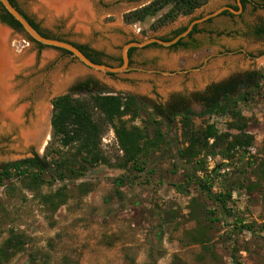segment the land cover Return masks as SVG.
Wrapping results in <instances>:
<instances>
[{
  "label": "rangeland",
  "instance_id": "374dc122",
  "mask_svg": "<svg viewBox=\"0 0 264 264\" xmlns=\"http://www.w3.org/2000/svg\"><path fill=\"white\" fill-rule=\"evenodd\" d=\"M13 1L44 34L87 47L101 54V62L111 67L118 66L121 50L128 43L153 38L169 41L175 31L192 21L224 7H237V0H209L192 15L151 31L150 26L168 8L142 24L124 25L122 16L153 0H85L88 10L80 19L71 11L48 14L36 0ZM253 3L263 5L264 0H248L241 15L228 12L199 24L198 31L209 35H194L195 49L183 53L159 45L135 49L129 59L130 71L113 76L87 69L59 50L41 49L1 26L8 33L10 53L30 63L19 67L11 82L17 99L12 111H21L19 126H9L0 114V166L35 156L37 146L20 138V132L35 122L45 136L36 151L39 158L46 150H59L51 138V101L72 94L80 83H93L97 89L91 87L75 96L135 97L144 106L136 120L123 119L126 127H138L152 142L157 133L162 135L139 160L140 172L131 165L122 167V153L108 127L101 139L105 163L87 167L77 178L59 181L46 176V183L35 191L16 178L0 179V245L10 232L22 234L26 240L24 252L8 264H232L233 252L241 264H264V233L260 231L264 189L249 192L242 185L254 182V168L249 166L263 157L264 145V35H254L255 28L264 26V9H252ZM171 27V33H163ZM251 77L256 81L246 85ZM231 79L244 86L233 99L238 101L236 109L246 121L254 145L243 155L236 152L231 161L208 159L205 171L197 173L195 165L178 158L183 148L180 117L167 124L153 107H167L181 99L191 110L196 128L213 125L220 133L229 132L228 116L208 115L200 99L207 97L209 88ZM225 178L231 180L223 181ZM197 179L205 180L214 194L233 189L227 204L232 219L208 223V212L215 206ZM55 193L65 197L52 213L41 196ZM238 220L254 225L255 234L235 235L231 227Z\"/></svg>",
  "mask_w": 264,
  "mask_h": 264
},
{
  "label": "trees",
  "instance_id": "16d2710c",
  "mask_svg": "<svg viewBox=\"0 0 264 264\" xmlns=\"http://www.w3.org/2000/svg\"><path fill=\"white\" fill-rule=\"evenodd\" d=\"M22 15H24L15 5L13 0H8ZM209 0H153L151 3L134 11H130L122 16L124 25L142 24L146 19L155 18L160 12L167 11L157 18L150 26L151 31H157L174 21L179 17H187L195 11L207 5ZM244 4V2H242ZM264 9V6H263ZM223 12L221 15H227ZM26 17V15H24ZM29 24L36 29L43 37L60 40L49 37L39 30L38 26L26 17ZM0 22L14 32L22 34L20 25L8 15L0 6ZM195 26L188 34L186 39H190L195 34L200 33ZM186 27L173 33V38L184 32ZM254 35H264V26L254 29ZM172 38V39H173ZM27 41L39 48H44L32 40ZM168 41V40H166ZM91 62L103 64L100 60L101 54L89 50L87 47L76 46ZM191 46L180 40L170 49H188ZM135 49L129 50V58ZM61 51V50H59ZM67 55V52L61 51ZM70 56V55H69ZM121 64V59H119ZM113 76V75H108ZM89 84H78L74 87L72 94H66L56 97L51 101L52 115L50 119L51 138L59 145L57 151H45L42 158L34 156L33 158L17 161L0 166V179L10 181L13 178L18 179L30 191L38 190L46 181V176L54 177L55 180L64 181L67 178H77L88 167L105 163L101 151V139L105 130L112 128L119 151L122 153L123 165H131L136 171H141L138 167L139 160L146 155L149 149L161 141L162 135L157 133L156 142L149 141L148 138L138 127L127 128L123 119L128 117L131 121L139 118V113L143 103L131 95L122 94H97L88 96H75L86 92ZM92 85V84H91ZM236 80L213 86L208 89L207 97L201 98L205 111L208 115L223 114L228 116V131L220 133L213 125H205L203 128H196L192 122V112L184 100H176L167 107L154 106L153 111L167 124L175 122L180 117V137L183 148L178 153V158L186 164L195 165L196 172L205 171V161L212 158H220L222 161H231L236 152L242 155L248 153L254 145V138L246 132L247 123L241 117L236 109L238 103L233 99L236 92ZM94 88L96 87L93 84ZM234 132V133H230ZM262 158L256 160L252 169L254 182L245 184L243 187L249 192L253 190H263L264 188V145ZM85 166V167H81ZM240 175V171L238 172ZM230 179H223L229 181ZM201 190L206 194L207 199L215 206L213 212H208L210 224L219 222L220 219H232L234 216L227 204L231 200L233 189L228 192H218L214 194L211 186L205 180L197 179ZM32 188V189H31ZM65 195L55 193L54 195L41 196L44 206H47L53 213L59 206L63 205ZM219 214L221 218L215 215ZM231 231H236L240 235L247 233L255 234V228L252 224H246L242 220L234 222ZM264 233V224L260 227ZM198 236L206 237L204 232L197 233ZM236 244V243H235ZM26 240L22 234L10 232L6 239L0 245V264H8L14 257L24 252ZM235 251V249H233ZM248 252V249H244ZM232 264H241L235 256L231 254Z\"/></svg>",
  "mask_w": 264,
  "mask_h": 264
},
{
  "label": "water",
  "instance_id": "95a60500",
  "mask_svg": "<svg viewBox=\"0 0 264 264\" xmlns=\"http://www.w3.org/2000/svg\"><path fill=\"white\" fill-rule=\"evenodd\" d=\"M0 6L4 9V11L10 15L21 27L22 31H23V36L24 38H28L30 40H32L33 42H35L38 45H41L45 48H51V49H55V50H61L64 52H67L70 57L74 60H76L77 62H79L81 65H83L84 67H86L87 69L93 70L95 72L98 73H102L106 76L108 75H119V74H125L127 72L130 71L129 68V50L131 49H141V48H145L149 45H159L165 48H170L172 46H174L177 42H179L180 40L186 38L188 36V34L193 30V28L215 16L220 15L221 13L227 11L231 14L234 15H238L241 13L242 11V4L240 3L239 0H237V10H235L234 8L231 7H224L221 8L219 10H217L216 12L209 14L201 19H197L192 21L185 29L184 32H182L181 34H179L178 36H176L175 38H173L172 40L169 41H165L163 39H159V38H153V39H148L145 40L143 42H131L126 44L122 50H121V65L117 66V67H111V66H107V65H99V64H95L93 62H91L78 48H76L75 46H73L70 43L64 42V41H60V40H56V39H50V38H45L43 37L36 29H34L30 24L29 21L27 20V18L22 15L15 7L12 6V4L8 1V0H0ZM4 26L5 28L10 29L9 27H7L6 25L2 24L0 22V27ZM12 30V29H11ZM13 31V30H12ZM27 40V39H26ZM50 130H51V126H50ZM44 138L38 143V145H36L37 147L34 146V150H33V154L37 157L38 154H36L37 150L39 151V149L41 148L43 142H44ZM34 156H32L31 158H33Z\"/></svg>",
  "mask_w": 264,
  "mask_h": 264
},
{
  "label": "bare ground",
  "instance_id": "6f19581e",
  "mask_svg": "<svg viewBox=\"0 0 264 264\" xmlns=\"http://www.w3.org/2000/svg\"><path fill=\"white\" fill-rule=\"evenodd\" d=\"M40 8L47 11L48 14H60L71 11L76 19L82 18L84 12L88 10L85 0H36ZM53 16V15H52ZM8 33L0 27V114L10 125L19 126L21 111H12L15 104V95L12 90V79L20 67H27L30 60H20L10 53L7 48ZM22 61V62H21ZM20 62V63H19ZM19 71V70H18ZM18 98V96H17ZM6 121V122H7ZM34 123V122H33ZM36 123V122H35ZM20 132L21 142L25 144L37 145L43 139V131L39 130L37 124ZM31 125V124H29ZM22 126V125H21ZM20 126V127H21ZM40 127V126H39ZM19 128V127H18ZM24 128V127H23ZM22 129V128H21ZM20 131V128H19ZM19 137V136H18ZM20 140V139H19ZM44 144V143H43Z\"/></svg>",
  "mask_w": 264,
  "mask_h": 264
},
{
  "label": "flooded vegetation",
  "instance_id": "af4514ba",
  "mask_svg": "<svg viewBox=\"0 0 264 264\" xmlns=\"http://www.w3.org/2000/svg\"><path fill=\"white\" fill-rule=\"evenodd\" d=\"M240 1V3L242 4V2H244V4H242V6H243V8H242V11H241V13L244 11V9H245V5H246V3L248 2V0H239ZM263 6H264V4L263 5H258V4H252V9H257V8H261V9H263ZM232 8H234L235 10H237L238 8L237 7H232ZM225 12H227V11H225ZM228 13V12H227ZM241 13H240V15H241ZM222 14V13H221ZM220 14V16H224V15H221ZM27 17V16H26ZM211 20L209 19V20H207V21H205V22H203V23H201V24H206V23H209ZM198 26V25H197ZM197 30H198V28H197ZM200 34H203V35H209V33H206L205 31H201L200 32ZM182 40H186V41H191V43H188V42H185V43H187V44H189L191 47V49H195L196 48V42L193 40V36L190 38V39H186V38H184V39H182ZM132 54V53H131ZM130 57H131V55H130ZM130 59V58H129ZM104 65V64H103ZM121 64H118V66H120ZM129 66H130V63H129ZM256 81V78H253V77H251V78H249L248 79V83H246V85H251V84H254V82ZM92 84V85H91ZM89 86H88V89L87 90H89L91 87H92V91H94V90H96L97 89V87H95L94 88V86H93V83H91ZM238 88H244V86L242 85V84H238L237 86H236V91L238 90ZM201 103H203V101H201Z\"/></svg>",
  "mask_w": 264,
  "mask_h": 264
},
{
  "label": "crops",
  "instance_id": "0c3cea01",
  "mask_svg": "<svg viewBox=\"0 0 264 264\" xmlns=\"http://www.w3.org/2000/svg\"><path fill=\"white\" fill-rule=\"evenodd\" d=\"M149 3V2H148ZM147 4V3H146ZM173 27V26H172ZM172 27L171 28H168L167 30H164L163 29V33L165 34V33H171V31H173V29H172ZM174 31H175V29H174ZM200 33H198V34H195V35H199ZM201 35V34H200ZM194 37V36H193ZM189 49H191V48H188V49H181V48H179L178 49V52H180V53H183V52H185V51H187V50H189Z\"/></svg>",
  "mask_w": 264,
  "mask_h": 264
}]
</instances>
